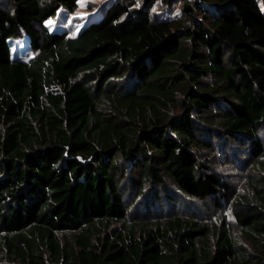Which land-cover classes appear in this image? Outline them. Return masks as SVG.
I'll use <instances>...</instances> for the list:
<instances>
[{
    "label": "trees",
    "instance_id": "1",
    "mask_svg": "<svg viewBox=\"0 0 264 264\" xmlns=\"http://www.w3.org/2000/svg\"><path fill=\"white\" fill-rule=\"evenodd\" d=\"M78 1L0 0V264H264V3L112 0L76 36L45 25ZM226 147L249 193L212 166Z\"/></svg>",
    "mask_w": 264,
    "mask_h": 264
},
{
    "label": "rangeland",
    "instance_id": "2",
    "mask_svg": "<svg viewBox=\"0 0 264 264\" xmlns=\"http://www.w3.org/2000/svg\"><path fill=\"white\" fill-rule=\"evenodd\" d=\"M112 0H79L78 8L74 12H68L62 10L55 17L48 19L45 22V25L51 31H62L67 30L71 35L76 36L80 31L90 22L98 21L104 14V7L106 3H109ZM263 5L264 0H260ZM178 9V8H177ZM178 11V10H177ZM176 14V13H175ZM12 45V50L16 57L22 59H28L33 55L32 49L29 44V39L25 36L22 38H14L10 40ZM226 147L219 150V153L215 155L213 159L212 166L216 171L223 173L231 185L234 186L238 194L249 193L250 181L252 176V168L250 165H241L239 160H235L232 157V149ZM239 154V153H238ZM239 156H243L240 153ZM241 158V157H240ZM244 158V157H242ZM179 210L185 213L184 215L190 218H196L199 221H202L207 224V226H215L220 222L221 216L228 217L230 222V227L237 229L235 220L233 219L230 209L226 207L223 211L219 212L215 210L214 207H208L201 205L197 201L186 200L181 202L179 205ZM162 217L166 216V211H161ZM194 212L193 215H191ZM142 221L151 222L154 219L161 218L160 216H140ZM192 218V219H193ZM146 220V221H145ZM236 235L240 232L235 230Z\"/></svg>",
    "mask_w": 264,
    "mask_h": 264
}]
</instances>
